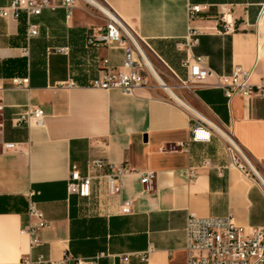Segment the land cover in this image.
I'll list each match as a JSON object with an SVG mask.
<instances>
[{"label":"crops","instance_id":"crops-1","mask_svg":"<svg viewBox=\"0 0 264 264\" xmlns=\"http://www.w3.org/2000/svg\"><path fill=\"white\" fill-rule=\"evenodd\" d=\"M106 1L182 77L185 54L176 43L187 31L189 5H203L193 22L202 30L194 54L218 73L238 65L251 71V84L264 82V47L258 50L255 32L264 0ZM51 3L31 16L38 34L30 39L25 13L16 20L0 16V264L62 253L96 264H122L124 255L127 264H185L190 214L229 215L236 225L264 226V192L230 164L223 141L215 135L190 141L189 117L172 100L143 88L127 94L93 85L107 70L121 68L123 49L88 45L89 33L104 23L82 1H74L70 14L61 0ZM223 14L231 17L227 31ZM25 77L27 88L13 83ZM174 91L230 130L264 172V93L228 98L221 88L204 85ZM28 104L43 109V124L12 126L11 117ZM96 157L132 169L121 177L119 194H107L104 177L92 182L89 197L68 193L72 164L85 174ZM145 170L156 173L151 191L140 181ZM30 191L48 223L33 247L21 233L29 223ZM121 203L129 213H120Z\"/></svg>","mask_w":264,"mask_h":264},{"label":"built area","instance_id":"built-area-1","mask_svg":"<svg viewBox=\"0 0 264 264\" xmlns=\"http://www.w3.org/2000/svg\"><path fill=\"white\" fill-rule=\"evenodd\" d=\"M75 0H61L67 9V14ZM95 10L103 19V27L98 33L92 30L87 38L88 45L107 47L119 46L124 51L123 61L119 70H107L101 79L93 81V85L109 89L116 87L123 93L133 94L139 88L174 101L189 117L190 141L208 142L215 135L219 137L228 154L231 165L239 169L244 175L264 192V182L260 178L256 167L242 145L235 139L230 130L219 125L196 108L191 106L174 89L189 90L195 85L221 88L230 98L236 93L245 95L263 94L264 82L253 85L249 82L251 71L241 66H234L230 73H218L205 62L203 56L194 54V47L202 33L200 27L193 24L205 7L201 4H190L188 7V26L184 37L176 43V48L184 52L181 65L186 71L182 77L175 72L151 47L146 38L140 36L108 3L106 0H80ZM45 7H53L51 0H9L0 6V16L18 19L21 13L26 16V38L30 39L38 34V25L32 23L30 18L38 15ZM221 21L225 31L231 27V17L223 14ZM264 5L260 8L255 32L257 35L258 50L264 47ZM56 51L64 52L62 48ZM23 55H28V47L22 49ZM151 55L160 62L157 66ZM13 83L18 88H27V78H14ZM69 85L73 82H69ZM160 91L162 93H160ZM160 93V94H159ZM3 104L0 100V111ZM44 111L40 107L26 105V107L13 115L10 119L12 126L42 125ZM2 124L0 123V126ZM107 167L104 173L101 171ZM132 172L125 164H112L105 158L96 157L88 161L86 173L81 174L79 167L73 163L67 179L68 193H75L81 197H89L92 193V182L104 177L108 195H118L122 186L121 177ZM140 181L143 189L151 191L154 187L156 173L153 170L140 172ZM188 175H193L192 171ZM27 195V213L29 223L21 229V233L30 237V245L40 243L39 231L48 226L42 211ZM130 207L121 203L120 213H129ZM186 234V262L185 264H264V226L236 225L233 219L227 216L190 214L185 223ZM141 259L146 260V251L140 253ZM128 255L121 257V263L127 264ZM19 264H96L94 258L72 257L62 253L60 257H49L39 254L32 258L22 257Z\"/></svg>","mask_w":264,"mask_h":264},{"label":"rangeland","instance_id":"rangeland-1","mask_svg":"<svg viewBox=\"0 0 264 264\" xmlns=\"http://www.w3.org/2000/svg\"><path fill=\"white\" fill-rule=\"evenodd\" d=\"M256 167V166H255ZM256 170L260 173V175H262V177L264 178V172L263 171H261L260 169H258L257 167H256Z\"/></svg>","mask_w":264,"mask_h":264},{"label":"bare ground","instance_id":"bare-ground-1","mask_svg":"<svg viewBox=\"0 0 264 264\" xmlns=\"http://www.w3.org/2000/svg\"><path fill=\"white\" fill-rule=\"evenodd\" d=\"M258 172V171H257ZM260 178L262 179V181L264 182V178L262 177V175H260V173L258 172Z\"/></svg>","mask_w":264,"mask_h":264}]
</instances>
